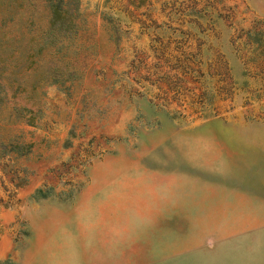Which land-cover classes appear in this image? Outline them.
Here are the masks:
<instances>
[{
  "label": "rangeland",
  "instance_id": "1",
  "mask_svg": "<svg viewBox=\"0 0 264 264\" xmlns=\"http://www.w3.org/2000/svg\"><path fill=\"white\" fill-rule=\"evenodd\" d=\"M49 4L0 0V264H264V0Z\"/></svg>",
  "mask_w": 264,
  "mask_h": 264
},
{
  "label": "trees",
  "instance_id": "2",
  "mask_svg": "<svg viewBox=\"0 0 264 264\" xmlns=\"http://www.w3.org/2000/svg\"><path fill=\"white\" fill-rule=\"evenodd\" d=\"M50 1V24L52 26H57L59 28H66L69 25L68 20L66 18H71L72 17V12L69 10V7H63V2L64 0H49ZM66 2L71 3L73 0H65ZM67 21V23L65 22ZM254 33V30H249V34ZM6 88H3L1 81H0V105L4 104L8 109V119L12 121L14 117H16V121L18 122H27V123H32L33 117L27 116L26 112H33L37 111V109L32 108V107H26V106H21V105H16V104H10L7 102V96H6ZM10 96H14L12 93H9ZM24 110V111H23ZM5 119V118H4ZM15 146H13L14 148Z\"/></svg>",
  "mask_w": 264,
  "mask_h": 264
}]
</instances>
